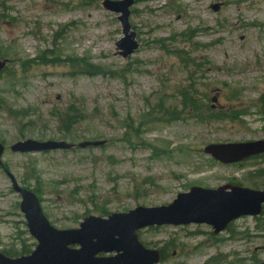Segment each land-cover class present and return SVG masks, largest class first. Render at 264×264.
<instances>
[{
    "label": "rangeland",
    "instance_id": "rangeland-1",
    "mask_svg": "<svg viewBox=\"0 0 264 264\" xmlns=\"http://www.w3.org/2000/svg\"><path fill=\"white\" fill-rule=\"evenodd\" d=\"M103 2L0 0V59L9 62L0 75L1 162L51 225L72 230L90 216L167 206L193 187L262 190L264 158L224 166L204 149L264 140V0H135L128 21L140 46L127 58L121 13ZM75 119L67 132L63 122ZM26 140L76 147L10 150ZM97 141L106 143L78 147ZM21 201L0 167L2 253L32 245ZM138 236L162 264L264 263V218L219 235L191 224Z\"/></svg>",
    "mask_w": 264,
    "mask_h": 264
},
{
    "label": "water",
    "instance_id": "water-1",
    "mask_svg": "<svg viewBox=\"0 0 264 264\" xmlns=\"http://www.w3.org/2000/svg\"><path fill=\"white\" fill-rule=\"evenodd\" d=\"M133 0L104 2V7L121 12L120 17L126 38L122 55L127 57L138 48L134 34H129V7ZM123 7V8H121ZM215 10L219 6L213 7ZM6 62L0 61V71ZM104 142H86L79 145L101 146ZM74 145L66 142H38L28 140L12 147L15 152H41L69 150ZM4 147L0 144V157ZM216 160L233 164L249 157L264 154V140L245 143L210 145L204 150ZM14 189L22 196L21 210L25 214L31 236L36 239V249L28 256L9 258L0 253V264H161L157 250L146 249L137 236V231L150 226L207 224L215 234L224 231L228 225L243 216H258L264 205V190L254 191L237 186H224L216 190L193 187L189 192L179 194L167 206L137 207L127 213H118L106 219L90 217L84 220L78 230L55 229L45 217L37 196L18 186L12 177ZM78 246V248H71ZM117 255L98 258L100 253Z\"/></svg>",
    "mask_w": 264,
    "mask_h": 264
},
{
    "label": "trees",
    "instance_id": "trees-1",
    "mask_svg": "<svg viewBox=\"0 0 264 264\" xmlns=\"http://www.w3.org/2000/svg\"><path fill=\"white\" fill-rule=\"evenodd\" d=\"M1 50H3V49H1ZM184 99H186V96H184ZM188 101H189V104L192 106V107H196V109H199L200 107H197V105H196V103H194V99H187ZM185 102H187V101H185ZM185 102L183 101V105L185 106ZM195 104V105H194ZM69 111H73L71 114H75L76 112H75V109H73L72 107H70V109H68ZM67 117H71V115L70 116H67ZM63 123H65V126H66V131L68 132L69 130H68V128H70V127H73L74 125H76L77 123H78V121L75 119L74 121H71V120H69V121H66V122H63ZM127 141H129L128 139H127ZM257 220H260V219H262V218H256ZM33 246V245H32ZM30 246L27 248L26 246H24L23 247V249H22V252L21 253H19V254H8L7 252H5V254L6 255H8V256H11V257H15V256H21V255H26V254H28L29 252H30ZM163 254V253H162Z\"/></svg>",
    "mask_w": 264,
    "mask_h": 264
}]
</instances>
